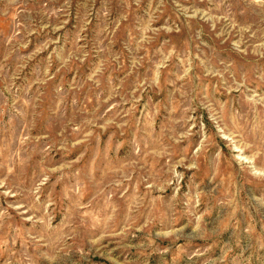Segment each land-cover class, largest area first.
<instances>
[{
  "label": "rangeland",
  "instance_id": "rangeland-1",
  "mask_svg": "<svg viewBox=\"0 0 264 264\" xmlns=\"http://www.w3.org/2000/svg\"><path fill=\"white\" fill-rule=\"evenodd\" d=\"M0 264H264V0H0Z\"/></svg>",
  "mask_w": 264,
  "mask_h": 264
}]
</instances>
